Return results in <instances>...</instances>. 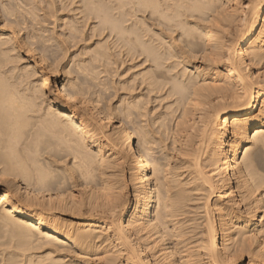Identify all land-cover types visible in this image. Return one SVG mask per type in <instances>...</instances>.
I'll list each match as a JSON object with an SVG mask.
<instances>
[{
	"label": "bare ground",
	"instance_id": "obj_1",
	"mask_svg": "<svg viewBox=\"0 0 264 264\" xmlns=\"http://www.w3.org/2000/svg\"><path fill=\"white\" fill-rule=\"evenodd\" d=\"M80 1L88 5L81 19L92 17L93 33L114 46L99 39L91 65L105 69L118 48L140 68L124 83L129 96L120 114L129 125L97 105V92L85 97L98 68L88 64L94 74L83 75L82 60L76 64L84 72L75 71L84 80L64 82L57 58L66 54L65 39L62 49L54 42L63 55L48 43L50 54L41 35L35 58L29 34L2 27L9 12H20L0 8V248L10 247L7 264H245L244 253L246 264H264V0ZM10 4L3 5L18 12ZM77 30L66 29L69 38ZM23 52L33 58L19 67ZM156 98L168 101L165 109L159 101L164 112L148 106Z\"/></svg>",
	"mask_w": 264,
	"mask_h": 264
},
{
	"label": "rangeland",
	"instance_id": "obj_2",
	"mask_svg": "<svg viewBox=\"0 0 264 264\" xmlns=\"http://www.w3.org/2000/svg\"><path fill=\"white\" fill-rule=\"evenodd\" d=\"M3 1H4V2H3ZM3 1L0 0V8L3 7L2 10L5 12L6 15H7V11H8V12L11 11V13H13V14H16V13H19V12H20V14H18V16H16V15L11 16V15L9 14V13H10V12H9V13H8V16H7V17L9 18V19H8L9 22H7V20H6V21H2L4 24H6L5 22H7V24H6V25L3 24L2 27H5V26H6V27L14 26L13 29L16 30V31H18V33L20 32V33H19L20 35H26V34H29V38H32V39H31L32 42L29 41L30 39H28V38L26 39V41L28 40L29 43H30V42L33 43V44H32L31 46H29V47L32 48V49H31L32 51L30 50L31 53H32V55H35V54H36V55H35V58H36V57L38 58V53H39V51L42 50V49L40 50V45H41L40 43H42L43 41H45V46L47 45V46L49 47V48L47 49V50H49V51H47V53H48V52H49V53H50V52H53V49H55V50H54V53H55V51L57 52L58 50H60V51H61L60 53L63 55V52H64L67 48L69 49V50L67 49L66 52H65L66 54L63 55V56H64V57H63L64 60H63L62 57H61V58H62V61L60 60V58H57V60L59 59V60H58L59 62H57V63L60 64V65L58 64V67H57V69L59 70V71L57 70V71H58V76H59V78H61V79L64 78V79H63L64 82H68V83H69L70 80L72 81L73 79H75V77H76L77 81H76V80H73V81L78 82V79L81 80V78L84 77V76H82V75L78 76V75H79L78 73H79V71H80V68H82V67L85 68V69L88 68V69H86V72L82 71L83 69L80 71V73L84 72V73H82L83 75H85L86 73H88L87 71H88L89 69L91 70V68H92L91 66L95 65V63H96V62L93 63L92 61H94V60H97V61H98V57L95 58V56H93L92 54H93V53L96 54L95 51H97V50L99 49L98 47L103 46V45H101V43H102V42L104 43V40H105L106 45H107V43H108L107 46L104 44V47H105V46H106V47H108V46H109V47H110V46L112 47V46H113V44H110L111 42H109V41H111V39L107 40V39H106L107 37L103 38V35H102V37L100 36V37H101V38H100V37H98V36H99L98 34H94V33L97 32V30H96V32H95V29H94L97 25H96V23L94 22L95 20H93L92 17L89 18L90 21H89L88 19H84V20L81 19L82 17H83V18L85 17V14H81V16H82V17H81V16H80V12H81L82 10H84V9H88V5H86V3H83V2L80 1V0H75V2H76V4H77V7H76L75 2H74L73 5H72V4H68V2H65V1L62 2V1H60V0H44V1H42V0H40V1H39V0H33L34 2H33L32 0H28V1H27V0H25V1H24V0H9V3H12L13 5H19V7H20L21 3H24V4H22L21 7H20L21 10H20V8L18 7V12H17V11H14V10H11V8L9 9V7H7L9 3H8L6 0H3ZM23 1H24V2H23ZM31 1H32V3H31ZM38 1H39V3H38ZM41 1H42V2H41ZM26 2H27V3H26ZM50 2H51V3L54 2L55 5H54V4H51ZM14 3H15V4H14ZM16 3H17V4H16ZM19 3H20V4H19ZM30 3H31L32 5H31ZM35 3H37V4H35ZM46 3L49 4V7H48V4L46 5ZM63 3H65L67 6H66L65 4H64V5H65V6H64ZM3 4H4V5H7V6H4ZM12 4H10V5H12ZM26 4H27L28 6H27ZM33 4H34V5H33ZM78 4H79V5H78ZM2 5H3V6H2ZM13 5H12V6H13ZM23 5H24V6H23ZM29 5H30L31 7H30ZM50 5H51V6H50ZM59 5H61L62 8H61ZM69 5H70V6H69ZM82 5H83V6H82ZM38 6H39V7H38ZM52 6H53V8H52ZM55 6H56V7H55ZM57 6H58V7H57ZM63 6H64V7H63ZM78 6H79V9H78ZM81 6H82V9H81ZM22 7H24V8H22ZM29 7H30V8H29ZM33 7H34L35 9H34ZM36 7H37V8H36ZM65 7H66V8H65ZM68 7H69V8H68ZM70 7H71L72 11H70V10H71ZM72 7H73V8H72ZM41 8H43L42 10L46 11V14H47V15L45 14L44 11H42V13H41V10H40ZM49 8H50V9H49ZM54 8H55V9H54ZM4 9H7V10L5 11ZM22 9H24V12H25V11H26V12H29V11H30L31 15H30V14H24ZM25 9H26V10H25ZM28 9H29V11H27ZM46 9H47L48 11H47ZM53 9H54V11H53ZM63 9H64L65 11H64ZM2 10H1V11H2ZM31 10H32L33 12H32ZM35 10H36V11H35ZM51 10H52V11H51ZM58 10H59V11H58ZM73 10H74V11H73ZM3 11H2V12H3ZM12 11H14V12H12ZM39 11H40V12H39ZM76 11H77V12L80 11V12L77 13ZM26 12H25V13H26ZM71 12H72V13H71ZM82 12L85 13L86 11H82ZM82 12H81V13H82ZM263 12H264V11H263ZM21 13L23 14V17L21 16ZM48 13H49V15H48ZM51 13H52V14H51ZM56 13H57V14H56ZM66 13H67V14H66ZM73 13H74V14H73ZM41 14H42V15H41ZM50 14H51V15H50ZM54 14H55V15H54ZM64 14H65V15H64ZM70 14H71V15H70ZM29 15L31 16V18H30ZM39 15H40V16H39ZM83 15H84V16H83ZM24 16H25V18H24ZM36 16H37V17H36ZM38 16H39V17H38ZM76 16H78V17L81 19V21H80V19H79L78 17H76ZM15 17H16L17 19H19V20H18V21H19V24H18L17 21H16V22L14 21V20L16 19ZM19 17H20V18H19ZM21 17H22V18H21ZM40 17H41V18H40ZM44 17H45V18H44ZM48 17H49V18H48ZM56 17H57V18H56ZM70 17H71V18H70ZM75 17H76V18H75ZM263 17H264V13L260 15V20H262ZM12 18H15V19H12ZM38 18H39V19H38ZM52 18H53V19H52ZM63 18H65V19H63ZM42 19H43V20H42ZM44 19H45V20H44ZM56 19H57V20H56ZM75 19L79 21V24H78V22H77ZM91 19H92L93 21H92ZM27 20H28V21H27ZM33 20H34V21H33ZM37 20H38V21H37ZM47 20H48V21H47ZM53 20H54V21H53ZM65 20H67V22H66ZM72 20H73V21H72ZM82 20H83V23H82ZM87 20H88V21H87ZM10 21H11V22H10ZM12 21L15 22L16 24L13 23V25H9V23L11 24ZM21 21H23L25 24L22 23ZM31 21H32V22H31ZM41 21H42L44 24L41 23ZM57 21H58V22H57ZM2 22H0V24H2ZM34 22H36V23H34ZM53 22H54V23H53ZM55 22H56V23H55ZM63 22H64V23H63ZM68 22H69L70 24H71V23H72V24H71V25H67ZM80 22H81V23H80ZM85 22H87L88 24L86 23V24H87V25H86ZM21 23L24 24V25H22ZM69 23H68V24H69ZM36 24H37V26H36ZM42 24H43V25H42ZM47 24H48V25H47ZM64 24H65V26L62 27ZM73 24L75 25V30L78 29V30L76 31L77 34H75V36L77 35V36H76V40H77V38H79L80 43H79L78 40H77V42H76V40H75L74 38H73V39H74V40H73L72 37L69 38V36H68V35H70V34H68V33H71V32H70L71 30H70L69 32H67V31H68L70 28L72 29V26L74 27ZM76 24H77V25H76ZM84 24H85V25H84ZM7 25H8V26H7ZM20 25H21V26H20ZM25 25H26V27H25ZM50 25H51V26H50ZM59 25H60V26H59ZM82 25H84V26H82ZM89 25H90V26H89ZM94 25H95V26H94ZM28 26H29V27H28ZM31 26H32V27H31ZM44 26H46V27H44ZM53 26H54V27H53ZM68 26H69L70 28H69ZM92 26H93L94 33H93V30L91 29ZM16 27H17V28H16ZM20 27H22V28H20ZM23 27H24V28H23ZM27 27H28V28H27ZM41 27H42V28H41ZM67 27H68V28H67ZM79 27H80V28H79ZM26 28H27V29H26ZM55 28H56V29H55ZM60 28H62V29H60ZM84 28H85V29H84ZM24 29H25V30H24ZM28 29H29V30H28ZM43 29H44V30H43ZM46 29H47L48 33H46V32H47ZM50 29H51V30H50ZM63 29H64V30H63ZM66 29H67V31H66ZM31 30H32V31H31ZM33 30H34V31H33ZM39 30H40V31H39ZM53 30L56 31V32H54ZM89 30H90V32H89ZM30 31H31V33H30ZM38 31H39V32H38ZM57 31H58V32H57ZM64 31H65V32H64ZM84 31H85V32H84ZM26 32H27V33H26ZM33 32H34V33H33ZM37 32H38V33H37ZM40 32H41V33H40ZM43 32H44L45 34H42ZM51 32H52L54 35H53ZM81 32H82L83 34H81ZM86 32H87V34H86ZM88 32H89V33H88ZM36 33H37V34H36ZM39 33H40V34H39ZM72 33L74 34L75 31H73ZM78 33H80V34H78ZM51 34H52V35H51ZM55 34H56L57 36H56ZM67 34H68V35H67ZM93 34H94V35H93ZM37 35H39V37L42 35L41 37H43V38H42L43 41L41 40V37L39 38ZM43 35H44L45 37H44ZM50 35H51V36H50ZM81 35H82V36H81ZM92 35H93V36H92ZM95 35H96V36H95ZM97 35H98V36H97ZM58 36H59V37H58ZM61 36H62V38H61ZM66 36H67V37H66ZM79 36H80V37H79ZM34 37H35L36 39H35ZM52 37H53V38H52ZM57 37H58V38H57ZM65 37H66L67 39H69V40L67 41V39H66ZM96 37H97L98 39H97ZM46 38H47V40H45ZM49 38H50L51 40H49ZM56 38H57V40H56ZM60 38H61L62 40L65 39L64 42L67 43V44H65L62 40H61V42H63L66 46H65L63 43H61V42L59 41ZM87 38H88V39H87ZM90 38H91V39H90ZM102 38H103L104 40H102ZM33 39H34L35 41H33ZM71 39H72L74 42H73ZM83 39H84V40H83ZM99 39H100V40H99ZM36 40H39V42L36 41ZM82 40H83V41H82ZM98 40H99V42L101 41L100 43H98L100 46L97 44V41H98ZM106 40H107V42H106ZM46 41H48V42H46ZM49 41L51 42V44H50ZM58 41H59V42H58ZM36 42H37V43H36ZM54 42H55L56 46H57V45H60V43H61V45L64 46V47L62 46L63 49L61 48V45L59 46L62 50H64L65 48H66V49H65L64 51H62V50L59 49V48L57 49L56 46H55V44H54ZM92 42H93V43H92ZM31 43H30V44H31ZM48 43H49V45H50L53 49L48 45ZM57 43H59V44H57ZM53 44H54V45H53ZM71 44H72V45H71ZM92 44H93V45H92ZM96 44H97V45H96ZM109 44H110V45H109ZM73 45H75V47H74ZM54 46H55V48H54ZM71 46H73V47H71ZM80 46H81V47H80ZM95 46H98V47L96 48ZM36 47H37V48H36ZM69 47H70V48H69ZM113 47H114V46H113ZM34 48H35L36 51H37V50H38V51L36 52V51L34 50ZM71 48H72V49H71ZM50 49H51V50H50ZM56 49H57V50H56ZM91 49H92V50H91ZM94 49H96V50H94ZM112 49H113V50L115 49L114 52L116 53V55H115V53L113 52V50H112V54L114 53L113 55H114L115 57H117V55H118L117 58H119V59L115 58V59L117 60V62H116V60H114V58H113V56H112L113 59L111 58V60H114V62L111 63L112 65L109 63V61H108V62H106L107 60L105 61L107 65L110 64V65H108V66H105L106 64H104V67H106V68H105L106 70H105L103 67H100L101 69L98 68V67H99V66H98V63H99V62L96 64V66H93V67H95V68H98L99 71H101V73L98 74V77H99V78H98L97 75H96V77L98 78V81L95 80V78H96V77H94L95 75L92 76L94 73L91 72V71H92V70H91V71H90L91 73H90V72L88 73L89 75L91 74V75H90V76H92V78L90 77L91 79L88 77L89 75L86 74L87 77H88V79H87V81H86L85 84L87 85V83H88V85H89V83H90V85L88 86V90L86 89L87 86H86L85 84H84V86H83V89L87 90L88 92L86 91V93H85L84 90H83V92H84V95H86L85 97H86V98L88 97V99H90V100H91V99L93 100V98L95 99V97L98 96V99H96V100H98V101H97V105H98V106L100 105V107H101L102 109H103V107H104V109L106 110V112H108L107 110H111V111H109V113H110V112L112 113L113 110H114L113 112L117 111L116 113H118V114H116V113L114 114V113H113V115H112V114L110 113L111 116L113 117L114 121H117V120L120 119L121 121H123L124 124L129 125V122H128L129 120L127 121L126 118H123V116H121V114H122L121 112H123V111H121V110H123L124 107L126 106V104H124V103H127V99H128L127 96H129V92L126 93V90H127L128 88H127V89L124 88V87H126L124 83L128 82V81L131 79V76H132V77L134 76L133 74L137 75V74H138L137 72L140 70V68H135V69H134V67H138V66H134V67H132V66H131V64H132L131 62H130V63H129V62H128V63H125V62H127V60H128L127 57L125 58V55H124V57H123V53H122V54H121V53H118V54H117V52H118V50H119L118 48H117V49H116V48H112ZM71 50H72V51H71ZM77 50H78V51H77ZM86 50H88V51H86ZM89 50H91V55L94 57V60H93V59L90 60L92 57H90L91 55H90V51H89ZM79 51H80V52H79ZM81 51H82V52H81ZM93 51H94V52H93ZM107 51L109 52V50H107ZM34 52H35V54H34ZM68 52H69V53H68ZM92 52H93V53H92ZM31 53L29 52V53H28L29 56H28L27 53L24 54V52H23V54H22L23 58L19 60L20 62H19V61L17 62V66H19V65L21 64L19 67H22V66H24L23 63H26V61H31V59L33 58V57L30 56ZM57 53H58V52H57ZM60 53L57 54V56H58V55H61ZM86 53H87V54H86ZM50 54H51V53H50ZM78 54H79V55H78ZM119 54H120L121 56H120ZM62 55H61V56H62ZM81 55H82V56L85 55V56H84L82 59H80V58H81ZM65 56H66V57H65ZM71 56H72V57H71ZM74 56H75L76 58H75ZM86 56H87V58H86ZM119 56H120V57H119ZM58 57H60V56H58ZM73 57H74L75 59H74ZM78 57H79V58H78ZM88 57H90V59H89ZM24 58H25V59H24ZM72 58H73V59H72ZM84 58H86V59L84 60ZM66 59H67L68 61H67ZM57 60H56V61H57ZM73 60H74V62H73ZM78 60H79V61H78ZM82 60H83L84 62H85V61L88 62V63H87V62L85 63V64L87 65L86 67L84 66L85 64L83 63ZM89 60H90V62H91L93 65H91V63L89 62ZM22 61H23V62H22ZM80 61H81V62H80ZM79 62H80V64L83 63L82 67L80 66V64H76V63H79ZM110 62H112V61H110ZM115 62H116V63H115ZM120 62H121V66L119 65ZM18 63H19V64H18ZM62 63H63V64H62ZM68 63H69V64H68ZM101 63H102V62H101ZM123 63H124V64H123ZM88 64L91 65V66L89 67ZM99 64H100V63H99ZM113 64H114V65H113ZM76 65H77V66L79 65V69L77 68V69H78V73L75 71V70H77V69H75V68L77 67ZM62 66H63V67H62ZM67 66H68L69 68H68ZM75 66H76V67H75ZM111 67H112V69H111ZM118 67H119L121 70H120ZM127 67H128V68H127ZM129 67H130V69H131L133 72L129 69ZM139 67H140V66H139ZM43 68H44V66H43ZM62 68H63V69H62ZM64 68H65V69H64ZM67 68H68V70H67ZM95 68H94V69H95ZM102 68L105 70V73H107L108 76H107V74H105L104 72H102V71H103ZM61 69H62V70H61ZM69 69H70V70H69ZM123 69H124V70H123ZM128 69H129V70H128ZM133 69H134V70H133ZM60 70H61V71H60ZM66 70H67V71H66ZM71 70H72V71H71ZM114 70H115V71H114ZM126 70H127V71H126ZM135 70H136L137 72H136ZM62 71H64V72L66 73V75L68 74V71L71 72V76H68V77H66V75H63V76H62V73H64V72H62ZM74 71H75V72H74ZM93 71H94V70H93ZM106 71H107V72H106ZM134 71H135V72H134ZM112 72H113V73H112ZM115 72H117V73H115ZM60 73H61V74H60ZM65 73H64V74H65ZM73 73H75V74H77V75H75V74L73 75ZM92 73H93V74H92ZM95 73H96V74L99 73L98 70H97V72H95ZM102 73H103V74H102ZM119 73H120L121 75H120ZM127 73H128V74H127ZM115 74H116V75H115ZM122 74H123V75H122ZM126 74H127V75H126ZM69 75H70V74H69ZM111 75H112V77H111ZM130 75H131V76H130ZM58 76H57V77H58ZM60 76H61V77H60ZM74 76H75V77H74ZM100 76L102 77V79H101V82H102V83H104V82L106 81L105 83H110V85L107 84V86H106L105 83H104L105 86H101V82L99 83ZM103 76H104V77H103ZM113 76H114V77H113ZM119 76H120V77H119ZM121 76H124V77L122 78ZM69 77H70V79H69ZM73 77H74V78H73ZM77 77H79V78H77ZM93 77H94V79H93ZM118 77H119V78H118ZM126 77H130V79H129V78H126ZM97 78H96V79H97ZM124 78H125L126 80H125ZM82 79L84 80V78H82ZM89 79H90V80H89ZM92 79H93V80H92ZM121 79H122V83H121V81H120ZM128 79H129V80H128ZM67 80H68V81H67ZM94 80H95V82H94L95 85H97L96 82H98V83L100 84V86H98V85L95 86L94 83L91 82V81H94ZM102 80H104V81H102ZM111 80H113L112 82H114V86L111 85ZM116 80H117V81H116ZM123 80H124V81H123ZM81 81H82V80H81ZM125 81H126V82H125ZM34 82L36 83V81H34ZM115 82L119 83L120 85L118 86V84H117V83L115 84ZM35 83H34V84H35ZM92 83H93V84H92ZM121 84H122V85L124 84V86H122ZM115 85H117V86L115 87ZM85 86H86V87H85ZM90 86H91V87H90ZM97 87H98L99 89H98ZM102 87H104L105 91H104V89H103ZM112 87H114V88L112 89ZM120 87H121V88L123 87V88L125 89V91L123 90V92H122V91L120 90V89H121ZM127 87H128V86H127ZM136 87H137V86H134V91L137 89ZM91 88H92V89H91ZM100 88H102L103 90L101 89V91H100ZM123 88H122V89H123ZM135 88H136V89H135ZM97 89H98V90H97ZM109 89H110V90H109ZM111 89H112V90H111ZM118 89H119V90H118ZM95 90H96V91H95ZM113 90H114V91H113ZM115 90H116V93H115ZM137 90H138V89H137ZM89 91H90V92H89ZM99 91H100V92H99ZM117 91H118V92H117ZM127 91H129V89H128ZM130 91H131V90H130ZM138 91H140V90H138ZM138 91H135V93H134V92H133V93H134V94H138ZM96 92H97L98 94L100 93L99 95H101V96H99L98 94H96ZM111 93H112V94H111ZM119 93H120V94H119ZM123 93H124V94H127L126 97H124L125 95H124ZM89 94H90L93 98H92ZM95 94H96V96H95ZM114 94H115V95H114ZM122 94H123L124 96H121ZM78 95H82V94H78ZM102 95H103V97H102ZM109 95H110V96H109ZM118 95H120V97H123V99L126 100V101L123 102V101H124L123 99H122L123 101H121V100H120V97H119ZM76 96H77V94H76ZM82 96H83V95H82ZM94 96H95V97H94ZM111 96H112V97H111ZM78 97H80V96H78ZM83 97H84V96H83ZM99 97H100V98H99ZM125 98H126V99H125ZM99 99H100L101 101H100ZM107 99H109V100H108V103H107ZM136 99H137V98H136ZM157 99H159V100H157ZM40 100H41V99L39 98V101H40ZM96 100H95V103H96ZM104 100H105L106 102H105ZM110 100H111V101H110ZM118 100L121 101V102H123V103L120 104V105H122V106L119 105L120 102H119ZM151 100H152V99H151ZM153 100H154V98H153ZM155 100H157V101H151L152 104H151L150 102L148 103V106H149L150 108L154 106L153 108H154L155 111L153 110V108H151L152 111H153V113H154V112L157 113L158 109H159L160 112H162V111L164 112L165 110H162V107H161V106H163V109H165L164 107H166V106H164V103H165V102H168V101L166 100V101L164 102L161 98H156ZM164 100H165V99H164ZM159 101H162V103L159 102ZM98 102H99V103H98ZM100 102H101V103H100ZM158 102H159V103H158ZM163 102H164V103H163ZM113 103H114V104H113ZM160 103L162 104L161 106H160ZM43 104H44V102H43ZM43 104H42V105H43ZM101 104H102V106H101ZM103 104H104L105 106H107V104H108V107H111V108H110V109H107L108 107L105 108V106H104ZM153 104H155V105H153ZM165 104H167V103H165ZM109 105H110V106H109ZM112 105H114V106H112ZM115 105H116V106H115ZM167 105H168V104H167ZM43 106H44V105H43ZM43 106H42V107H43ZM156 106H159V108L157 107V108H158V109H157ZM119 107H120V108H119ZM113 108H114V109H113ZM155 108H156V109H155ZM104 109H103V110H104ZM118 109H119V110L121 109L120 112L118 111ZM160 109H161L162 111H161ZM166 109H167V108H166ZM120 113H121V114H120ZM123 113H124V112H123ZM153 113H152V114H153ZM158 113H159V112H158ZM118 115H119V118H117ZM115 116H116V117H115ZM120 116H121V117H120ZM116 119H117V120H116ZM127 125H126V126H127ZM105 129H106V128H105ZM104 131H105V132H108V129H107V131H106V130H104ZM108 133H109V132H108ZM252 134H253V132L251 133V136H252ZM104 135L106 136L107 134H104ZM108 135H110V134H108ZM108 137H109V136H106V138H108ZM102 139H104V138H102ZM102 139H101V140H102ZM107 144H108L109 146L106 145V147H105L106 149L104 148V151H105L106 155H107V154L109 155V156L107 155L109 158L111 157V159H113L112 157H113L114 155H113L112 153H115V151L112 150V151L110 152V153H111V154H110V153H109V151H110V150H109V147H112V144H111V143H110V144L107 143ZM116 145H117V144H116ZM118 145H119V146H118ZM118 145H117L116 147H114V149L116 148V149H115V150H117L116 152H118V151L121 152L122 148L119 149L121 144H118ZM121 147H122V146H121ZM108 150H109V151H108ZM106 151H107V152H106ZM242 154H243V152L240 154V155H241V156H240V159L242 158ZM112 155H113V156H112ZM158 155H159V154H158ZM126 158H127V157H125V158L123 157L122 159H123V161H124V165L126 164V166H127V164H128L127 161H129V160H128V158H127V159H126ZM240 159H239V160H240ZM126 166H124V168L126 169V170L124 169V174H125V180H126V181L128 180V181H127V184H128V183L130 182V181H129L130 178L128 177V176H129V175H128V174H129V170H127V169H128V168H127L128 166H127V167H126ZM127 175H128V176H127ZM127 178H128V179H127ZM131 184H132V183H129L128 186L131 185ZM130 187H131V186H129L128 190L132 189V187H131V188H130ZM129 192H132V191H129ZM197 212H199V213L201 212V213H202V210H201V211H198V210H197ZM201 213H200V214H197V215H194V217L197 219V217H198L199 215H201ZM190 215H192V214H190ZM259 215H260V217L258 218V220H259V219L262 220V222H263V224H264V215H263V213H261V214H259ZM247 218H248V219H247ZM247 218H245L244 221L247 222L248 225H249V227H250V229H252L253 226H252V223H251L250 216L248 215ZM249 219H250V220H249ZM197 220H198V219H197ZM197 220H196V221H197ZM189 221H192V222L194 223L195 219H194V220H189ZM196 221H195V222H196ZM199 221H200V219H199L197 222H199ZM192 222H191V224H192ZM249 222H250V223H249ZM186 223H188V221H187ZM188 224H189V225H188ZM188 224H187V225L185 224V225H186V226H190V227H192V226L190 225V223H188ZM194 224H196V223H194ZM194 224H193V227H195ZM235 228H237V227H234L233 232H234V231L236 232V230L238 229V228H237V229H235ZM2 240H5V238L3 239V237H1L0 241H2ZM0 247H1V245H0ZM6 248H7V249L9 248V249L6 250ZM2 249H3L5 252H6V251H8V252L10 251V247H9L7 244H6V245H3V244H2V248H0V252H1V251L4 252ZM256 250H257V249H255V251H256ZM2 252L0 253V259L2 258V256H3V259L0 260V262H2V261H3V262L0 263V264H7V262H8V261H7V253H8V252H6V253H2ZM2 254H4V255H2ZM244 254H245V257H244V262H243V263L246 264L248 258H247V256H246L247 254H246V253H244ZM5 255H6V258H5ZM4 259H5V260H4Z\"/></svg>",
	"mask_w": 264,
	"mask_h": 264
}]
</instances>
